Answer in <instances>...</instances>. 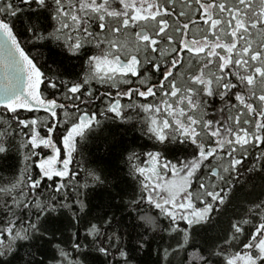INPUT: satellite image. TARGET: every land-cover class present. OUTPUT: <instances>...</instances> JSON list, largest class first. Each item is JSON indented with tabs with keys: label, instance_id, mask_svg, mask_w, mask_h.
Here are the masks:
<instances>
[{
	"label": "snow or ice",
	"instance_id": "6c2138e0",
	"mask_svg": "<svg viewBox=\"0 0 264 264\" xmlns=\"http://www.w3.org/2000/svg\"><path fill=\"white\" fill-rule=\"evenodd\" d=\"M143 256L264 264V0H0V264Z\"/></svg>",
	"mask_w": 264,
	"mask_h": 264
},
{
	"label": "trees",
	"instance_id": "16d2710c",
	"mask_svg": "<svg viewBox=\"0 0 264 264\" xmlns=\"http://www.w3.org/2000/svg\"><path fill=\"white\" fill-rule=\"evenodd\" d=\"M255 39V37H254ZM35 54V53H34ZM127 101H125L126 103ZM95 107V105L93 106ZM43 115V114H41ZM135 122L121 126L123 129V132L121 131V128H118L116 125L108 124L106 125V128L110 133L116 134L118 137L123 136V139L129 143L134 144L137 146V150L139 151V145L145 143V141L140 138L139 132L134 131ZM100 151H98V143H90L88 145V148L85 151V157L82 161L80 167L81 168H91L95 166L96 158L100 155ZM77 159H80V157H77ZM107 159V158H106ZM111 163L115 164V161H112ZM5 175H8V173H5ZM226 223V221H225ZM155 259V256H153L151 259H149L147 256H143L141 258H138L135 264H151V260Z\"/></svg>",
	"mask_w": 264,
	"mask_h": 264
}]
</instances>
